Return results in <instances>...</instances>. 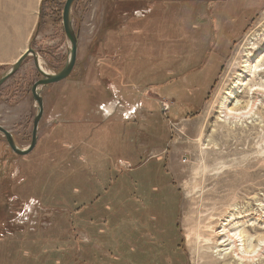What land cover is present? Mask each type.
Listing matches in <instances>:
<instances>
[{
  "label": "rangeland",
  "instance_id": "obj_1",
  "mask_svg": "<svg viewBox=\"0 0 264 264\" xmlns=\"http://www.w3.org/2000/svg\"><path fill=\"white\" fill-rule=\"evenodd\" d=\"M64 1L27 0L48 73L70 51ZM17 3L0 0L12 41ZM70 19L76 62L39 88L35 148L19 156L0 133V264H264V57L249 59L264 0H75ZM40 78L28 56L0 86V125L19 148ZM228 216L256 239L242 261L212 248Z\"/></svg>",
  "mask_w": 264,
  "mask_h": 264
},
{
  "label": "water",
  "instance_id": "obj_2",
  "mask_svg": "<svg viewBox=\"0 0 264 264\" xmlns=\"http://www.w3.org/2000/svg\"><path fill=\"white\" fill-rule=\"evenodd\" d=\"M75 0H65L61 12V23L64 34L70 43L69 55L65 61L63 68L57 73H48L44 71L39 64L38 55L36 51L29 45V47L19 56V58L13 63L8 71L0 77V86L5 83L11 76H13L20 68L22 63L28 56L33 57L34 66L41 78L36 80L31 87V96L37 104V112L33 119L31 140L27 147L19 148L14 142L11 133L4 127L0 126V132L5 137L9 148L19 156H25L29 154L36 146L38 139V124L43 114V101L40 95V87L55 84L62 80H65L73 70L77 56V35L73 29V25L70 19L71 7Z\"/></svg>",
  "mask_w": 264,
  "mask_h": 264
},
{
  "label": "bare ground",
  "instance_id": "obj_3",
  "mask_svg": "<svg viewBox=\"0 0 264 264\" xmlns=\"http://www.w3.org/2000/svg\"><path fill=\"white\" fill-rule=\"evenodd\" d=\"M263 45H264V37L262 39L261 46L260 47L256 46L253 48L252 53L249 55V59L254 60L255 57L256 58L260 57V59L263 58L264 54H262V53H264V52H261L264 50V49L262 50ZM257 62L259 63L260 60H258ZM258 63L253 65L252 61H251L248 64L245 63V65L243 67H245V69L248 70V72H251L252 70L257 71L259 69L258 67H260V64H258ZM239 81H242V80L239 79ZM259 89H261V88H259ZM226 109H227V112L230 114H238V113H235L232 109H229V108H226ZM232 219H234V218H232L231 216L230 217L228 216L225 219H223V221H221L219 225L218 224L215 225L216 230L214 229L213 234H212V241L214 243L213 244L214 246L212 248L217 250L218 255L223 256L224 261L230 257L234 258L235 260L242 261V259L240 258V256L238 254L241 251H243V253L245 252L248 254L252 253L256 247V245H253V242L256 239L253 240V236L249 235V232H247V231L244 232L242 230H237V228L231 230L232 221H233ZM217 260H220V257L217 258ZM215 264H216V261H215Z\"/></svg>",
  "mask_w": 264,
  "mask_h": 264
},
{
  "label": "crops",
  "instance_id": "obj_4",
  "mask_svg": "<svg viewBox=\"0 0 264 264\" xmlns=\"http://www.w3.org/2000/svg\"><path fill=\"white\" fill-rule=\"evenodd\" d=\"M16 10V24L14 25V31L16 33L15 39L12 41L10 38V29L6 25L0 28V31L4 34V40L0 42V50L7 51V54L0 56V64L11 66L19 58V56L29 47L30 36L32 35L36 26V17L29 22L26 21V15L32 11V7L27 5V0H17Z\"/></svg>",
  "mask_w": 264,
  "mask_h": 264
},
{
  "label": "built area",
  "instance_id": "obj_5",
  "mask_svg": "<svg viewBox=\"0 0 264 264\" xmlns=\"http://www.w3.org/2000/svg\"><path fill=\"white\" fill-rule=\"evenodd\" d=\"M110 104H111V102H103V103H100V104L98 105V110H99L100 112L106 114L107 117H108L109 115L113 114V111H114V109H113V110H109V109H108V107H109ZM137 107H138V105H135V106H132V107H130V108L125 109V110L123 111L122 115H123L125 118L132 117V116L135 114V112H136V110H137ZM164 109L166 110L167 107L165 106Z\"/></svg>",
  "mask_w": 264,
  "mask_h": 264
},
{
  "label": "flooded vegetation",
  "instance_id": "obj_6",
  "mask_svg": "<svg viewBox=\"0 0 264 264\" xmlns=\"http://www.w3.org/2000/svg\"><path fill=\"white\" fill-rule=\"evenodd\" d=\"M0 126H2V125H0ZM2 127H3V126H2ZM6 130H7V129H6ZM9 132H10V131H9ZM0 133H1V132H0ZM10 133H11V132H10ZM11 135H12V133H11ZM1 136L4 137L2 133H1ZM12 138H13V140H14V142H15V139H14V136H13V135H12ZM4 140L6 141L5 137H4ZM6 144H7V141H6ZM7 146H8V144H7ZM8 147H9V146H8Z\"/></svg>",
  "mask_w": 264,
  "mask_h": 264
},
{
  "label": "trees",
  "instance_id": "obj_7",
  "mask_svg": "<svg viewBox=\"0 0 264 264\" xmlns=\"http://www.w3.org/2000/svg\"><path fill=\"white\" fill-rule=\"evenodd\" d=\"M30 46H31V43H30ZM202 62H203V60H202ZM190 70H192V69H190ZM106 126H107V124L104 126V128H106Z\"/></svg>",
  "mask_w": 264,
  "mask_h": 264
}]
</instances>
